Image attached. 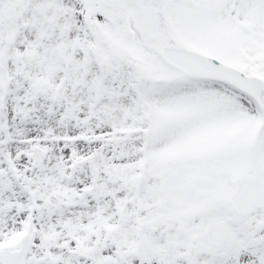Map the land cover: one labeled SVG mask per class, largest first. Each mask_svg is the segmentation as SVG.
Returning <instances> with one entry per match:
<instances>
[{"label": "snow or ice", "instance_id": "1", "mask_svg": "<svg viewBox=\"0 0 264 264\" xmlns=\"http://www.w3.org/2000/svg\"><path fill=\"white\" fill-rule=\"evenodd\" d=\"M0 264H264V0H0Z\"/></svg>", "mask_w": 264, "mask_h": 264}]
</instances>
